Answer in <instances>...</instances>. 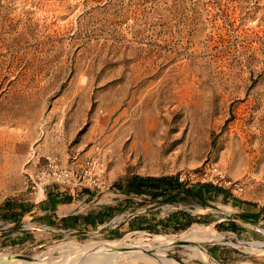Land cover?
<instances>
[{
  "label": "rangeland",
  "instance_id": "374dc122",
  "mask_svg": "<svg viewBox=\"0 0 264 264\" xmlns=\"http://www.w3.org/2000/svg\"><path fill=\"white\" fill-rule=\"evenodd\" d=\"M91 158L102 165L99 189L78 183ZM50 162L72 182L45 183ZM131 175L224 193L204 208L152 202L119 189ZM52 187L91 190L73 214L117 209L103 223L33 230L29 240L2 223L6 259L125 240L122 250L152 259L162 251L201 264L197 247L209 263L264 264V0H0V211Z\"/></svg>",
  "mask_w": 264,
  "mask_h": 264
},
{
  "label": "crops",
  "instance_id": "0c3cea01",
  "mask_svg": "<svg viewBox=\"0 0 264 264\" xmlns=\"http://www.w3.org/2000/svg\"><path fill=\"white\" fill-rule=\"evenodd\" d=\"M60 192V188L52 187L39 200L6 205L0 211V224L18 225L19 232L16 235L28 240L31 239L33 230L52 234L85 227L86 217L73 214L71 210L73 206L82 207L84 201L91 196V190L84 189L76 196ZM108 207L104 205L96 213H103Z\"/></svg>",
  "mask_w": 264,
  "mask_h": 264
},
{
  "label": "bare ground",
  "instance_id": "6f19581e",
  "mask_svg": "<svg viewBox=\"0 0 264 264\" xmlns=\"http://www.w3.org/2000/svg\"><path fill=\"white\" fill-rule=\"evenodd\" d=\"M200 228L199 231L201 230ZM190 230L192 231V229ZM197 230L198 229H196V231ZM200 232L197 234L200 235V237L205 241H210L212 239H219V238L221 239L220 236L214 233L205 232L201 234ZM184 235H182L181 237H183ZM189 237H191V233L187 234L185 237H183V239ZM197 239L198 237L196 238V240ZM124 241L125 240H120L119 242H117L116 245H111V246L105 242H98L99 245H97L96 242L94 243L88 242L83 245H78L74 241H67L60 243L58 247L54 246V249H52V250H58L59 252L58 257L56 258L53 257V253H51V251L49 250L47 251L45 257L41 258L38 262H29L21 259H6L5 258L6 254H0V264H181L167 257L162 251L158 252L157 259L156 258L152 259L151 257L147 256L141 251L122 250L130 245V244H126ZM168 244H169L168 241L165 240V241H161L159 245L165 247ZM189 249L190 252L193 254L191 256L192 257L194 256L197 259H199L201 261V264L202 263L216 264V263H209L207 260L206 253H203L197 247H190ZM240 264H253V263L243 262Z\"/></svg>",
  "mask_w": 264,
  "mask_h": 264
},
{
  "label": "trees",
  "instance_id": "16d2710c",
  "mask_svg": "<svg viewBox=\"0 0 264 264\" xmlns=\"http://www.w3.org/2000/svg\"><path fill=\"white\" fill-rule=\"evenodd\" d=\"M119 189L127 195L148 197L152 202H160L164 204L190 203L197 204L201 207L207 206L208 202L224 193L221 188L210 183H194L188 184L185 180L180 181L177 176L161 175V176H141L131 175L123 182H116ZM226 195V194H225ZM131 198L126 199V203ZM125 203V205H126ZM6 206V205H5ZM117 208L108 207L102 212L92 214L86 217V224L103 223L110 218L113 211ZM260 214L264 216V209L260 210ZM185 217V216H184ZM185 219H187L185 217ZM187 221V220H186ZM192 222L187 221L189 224Z\"/></svg>",
  "mask_w": 264,
  "mask_h": 264
},
{
  "label": "built area",
  "instance_id": "2783aa9c",
  "mask_svg": "<svg viewBox=\"0 0 264 264\" xmlns=\"http://www.w3.org/2000/svg\"><path fill=\"white\" fill-rule=\"evenodd\" d=\"M81 176L78 178L79 185L83 184V187H92L99 189L104 182L101 174L102 165L97 162L95 158L87 160L84 166L81 168ZM73 173L71 170L57 166L56 164L50 162L47 169L41 171L40 177L47 184H70L72 182Z\"/></svg>",
  "mask_w": 264,
  "mask_h": 264
}]
</instances>
